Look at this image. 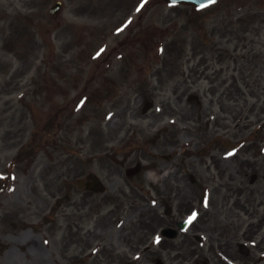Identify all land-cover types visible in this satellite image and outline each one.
I'll return each instance as SVG.
<instances>
[{"label": "rangeland", "instance_id": "374dc122", "mask_svg": "<svg viewBox=\"0 0 264 264\" xmlns=\"http://www.w3.org/2000/svg\"><path fill=\"white\" fill-rule=\"evenodd\" d=\"M263 100L264 0H0V264H264L225 186Z\"/></svg>", "mask_w": 264, "mask_h": 264}, {"label": "flooded vegetation", "instance_id": "af4514ba", "mask_svg": "<svg viewBox=\"0 0 264 264\" xmlns=\"http://www.w3.org/2000/svg\"><path fill=\"white\" fill-rule=\"evenodd\" d=\"M241 177L238 175V178ZM232 184H235L234 182H228L227 183V189L228 192H231L232 194H235L237 196V208H241L246 214L250 215V217H255L256 216V207H255V202L258 198L263 197L264 198V190H261L258 186L256 185H251L249 186L248 183L246 182H241L237 184L239 185L238 188H233L231 187ZM231 196V195H229ZM227 198V197H226ZM240 200H243V203L240 202ZM260 230L258 228L255 229H250L249 232H244V236H254L258 234Z\"/></svg>", "mask_w": 264, "mask_h": 264}, {"label": "water", "instance_id": "95a60500", "mask_svg": "<svg viewBox=\"0 0 264 264\" xmlns=\"http://www.w3.org/2000/svg\"><path fill=\"white\" fill-rule=\"evenodd\" d=\"M170 2H185V3H189V4H195V5H205L211 2H214L216 0H169ZM59 8V5H57V7H55L51 12L55 13ZM79 187L81 185V183H78ZM87 189H92L94 191H103L104 188L103 186L99 183V181L97 180V178L94 175H90L88 177V184L86 186Z\"/></svg>", "mask_w": 264, "mask_h": 264}, {"label": "trees", "instance_id": "16d2710c", "mask_svg": "<svg viewBox=\"0 0 264 264\" xmlns=\"http://www.w3.org/2000/svg\"><path fill=\"white\" fill-rule=\"evenodd\" d=\"M263 127L260 128L259 130H255L252 132V138H257V137H261L264 136V122L261 124ZM8 175L4 176L3 178L0 177V192L4 191L6 189L7 183H8Z\"/></svg>", "mask_w": 264, "mask_h": 264}]
</instances>
